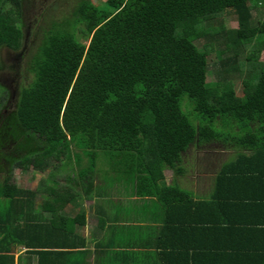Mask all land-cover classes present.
<instances>
[{
  "label": "trees",
  "instance_id": "obj_1",
  "mask_svg": "<svg viewBox=\"0 0 264 264\" xmlns=\"http://www.w3.org/2000/svg\"><path fill=\"white\" fill-rule=\"evenodd\" d=\"M32 2L0 0V50L22 62L0 59L16 86L0 82V264H22L17 247L44 264L83 246L84 211L62 210L93 199L159 223L144 246L163 264H264L249 208L264 177V0H73L60 17L53 0L26 33ZM191 153L209 175L199 193L179 182ZM17 169L47 175L25 188Z\"/></svg>",
  "mask_w": 264,
  "mask_h": 264
},
{
  "label": "crops",
  "instance_id": "obj_2",
  "mask_svg": "<svg viewBox=\"0 0 264 264\" xmlns=\"http://www.w3.org/2000/svg\"><path fill=\"white\" fill-rule=\"evenodd\" d=\"M208 163V162H207ZM264 169L262 170V173ZM261 173V174H262ZM200 179V178H199ZM194 182V192H198L199 183L203 180ZM200 181V182H199ZM252 202L249 205L251 222L254 225L256 233L264 227V177L258 179L252 185ZM81 202V201H80ZM79 202V203H80ZM103 203L102 200H99ZM72 206H67L62 213L73 216L81 211L85 213V224L76 227V240L78 243L83 239L84 245L73 248L67 256L53 255L46 257L44 264H163L164 259L156 250V242L153 246L146 248L144 245L148 242L150 234L146 227H159V223H149L147 220H138L133 222L122 216H117L114 208L108 204L98 207L93 200H85ZM90 203V204H88ZM104 204V203H103ZM48 218V214H44ZM102 222V223H101ZM63 221L60 222L63 228ZM77 225V224H76ZM60 228V229H61ZM155 247V248H154ZM24 248L17 247L15 251V260L19 254L23 255L22 264H38L37 256H28L24 254Z\"/></svg>",
  "mask_w": 264,
  "mask_h": 264
},
{
  "label": "rangeland",
  "instance_id": "obj_3",
  "mask_svg": "<svg viewBox=\"0 0 264 264\" xmlns=\"http://www.w3.org/2000/svg\"><path fill=\"white\" fill-rule=\"evenodd\" d=\"M32 0H30L31 2ZM53 0H33L32 4L27 3V5L30 6V11H28L27 9H25V18L24 21L27 22V26L24 28V31H26V33L28 32L29 28V24L31 25V21L33 20L34 16H38L40 18V11L42 8H44V4H48L49 2H52ZM60 1V9L58 10L57 14L55 16H59L63 13V14H67L69 9L71 8V3L73 0H59ZM104 0H92L93 3L95 4H99V3H103ZM40 12V13H39ZM39 13V14H38ZM57 18V17H54ZM33 24V28L34 26H36L38 23H32ZM227 25L229 27H235L236 26V22L234 20H227ZM36 40V39H34ZM34 40L32 41V43L34 42ZM31 44V42H29ZM0 59L4 62V64H16L19 62V64L22 62L19 61L20 59L17 57V53L16 52H12L9 51L8 49H1L0 50ZM23 69V68H22ZM13 70V69H12ZM11 69L8 68H4L3 70H0V82L2 81L5 85H8L9 89H11L12 91L15 90V85H14V80H13V76H14V72ZM23 73H25L24 69L22 71ZM30 80V75L27 74L26 77L22 78V83L26 84L28 81ZM214 80H215V76L212 72H210L207 77H206V81L208 83L214 84ZM191 158H189L191 160V169L188 166L187 170H186V174L182 179H179V182L182 186L194 190V182L196 180L200 179H206L209 177V175H205V172L201 171V169L195 165L194 163V154L191 153L190 155ZM212 158H210L211 161ZM85 162V161H84ZM49 170V169H48ZM48 172V171H47ZM167 180H171V172L170 171H166L165 172ZM47 175V173L44 174H37L32 170H19L17 169L14 172V180L16 182V184H18L19 186L25 187V188H36L38 186V181L40 178H45ZM59 182H62L61 178L57 179ZM90 204V203H88Z\"/></svg>",
  "mask_w": 264,
  "mask_h": 264
}]
</instances>
